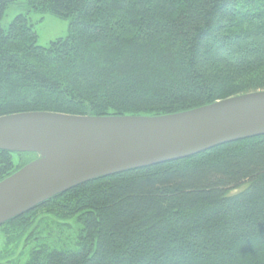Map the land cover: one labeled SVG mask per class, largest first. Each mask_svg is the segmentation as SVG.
<instances>
[{
  "label": "trees",
  "instance_id": "16d2710c",
  "mask_svg": "<svg viewBox=\"0 0 264 264\" xmlns=\"http://www.w3.org/2000/svg\"><path fill=\"white\" fill-rule=\"evenodd\" d=\"M32 11L68 36L38 45ZM262 91L264 0H0V118L161 117ZM38 159L0 150V182ZM0 236L7 264H264V136L89 181Z\"/></svg>",
  "mask_w": 264,
  "mask_h": 264
},
{
  "label": "water",
  "instance_id": "95a60500",
  "mask_svg": "<svg viewBox=\"0 0 264 264\" xmlns=\"http://www.w3.org/2000/svg\"><path fill=\"white\" fill-rule=\"evenodd\" d=\"M264 136V91L161 117L0 118V150L39 159L0 182V226L89 181Z\"/></svg>",
  "mask_w": 264,
  "mask_h": 264
},
{
  "label": "rangeland",
  "instance_id": "374dc122",
  "mask_svg": "<svg viewBox=\"0 0 264 264\" xmlns=\"http://www.w3.org/2000/svg\"><path fill=\"white\" fill-rule=\"evenodd\" d=\"M19 14H28V9L23 6V3L20 1L15 5H11L6 10L5 16L2 20V26L6 29ZM28 17L38 34V45L42 47L47 48L53 41L59 38H66L69 34L71 21L68 19H62L47 12L35 11H32ZM4 243V238L0 236V250H2ZM19 253L20 250L17 251L15 255L16 258ZM1 263L7 264V262L5 263V261L0 260V264ZM19 264H22V261H20Z\"/></svg>",
  "mask_w": 264,
  "mask_h": 264
}]
</instances>
